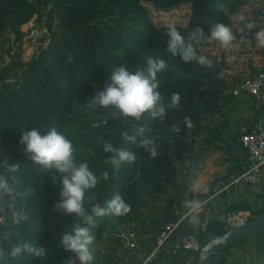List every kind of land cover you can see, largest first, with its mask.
I'll list each match as a JSON object with an SVG mask.
<instances>
[{
    "label": "trees",
    "instance_id": "16d2710c",
    "mask_svg": "<svg viewBox=\"0 0 264 264\" xmlns=\"http://www.w3.org/2000/svg\"><path fill=\"white\" fill-rule=\"evenodd\" d=\"M48 2L52 4L49 14L53 11L57 17L55 25L52 19L44 22L48 28L52 27L50 41L18 70L12 82H0V175H4L14 188V199L4 196L0 201V264H68L69 259L74 258L62 247L60 239L62 233L71 231L77 219L52 210L60 199L61 185L53 183L51 173L25 155L24 146L19 143L23 131L39 128L44 134L56 127L73 141L78 160H86L98 175L109 171V180L98 185L94 190L95 200L86 204L89 210L93 202L104 207L105 202L116 194L131 206L127 215L96 217L95 225L89 226L96 237L91 246L92 254L96 256L95 251L107 230L145 219V207L176 186L177 161L196 148V140L201 134L209 133L213 140H232L234 147L228 148L231 154L227 157L232 163L227 168L226 179L230 174L244 170L248 164L249 150L237 138L261 119L264 122V97L248 95L254 99L250 102L254 118L247 128L227 134L225 131L230 123L226 119L222 128L216 126V131L211 128L207 122L224 112L227 97H240L232 92L240 81L229 71L231 49L222 48L221 55H217L211 53L210 43L197 45L200 54L212 59L214 67L209 69L196 62L184 63L179 57H172L166 51L168 37L165 34L168 22H175L185 37L196 27H202L207 33L217 22L230 26L234 22L237 30L242 23L238 18L243 16L253 23V27L244 34L237 31V39L249 42L264 53V48L257 47L255 40V33L264 28V0H0V41L8 28L20 36L21 26L36 14L34 20L42 21L40 7ZM151 4L165 11L181 7L188 11V16L184 19L175 17L171 21L156 20L148 9ZM218 4L225 5L230 15L219 10ZM143 55L161 57L169 63V69L158 74L164 102L169 103L173 93L181 96L179 107L168 111L164 123L148 117L143 121L149 129L148 134L156 137L160 154L155 158L123 138L124 132L132 134L131 124L124 123L118 114L100 123L106 118L105 111L88 104L91 96L110 83L111 70L122 64L129 70L143 66ZM185 117L191 119L193 127H187ZM172 125H179L181 131L178 134L170 131ZM105 141L133 152L135 162L125 163L118 173H113L107 162L111 153L103 150ZM6 159L9 164H18L19 170L8 171L4 165ZM185 179L181 191L188 185ZM217 182L215 179L209 181L206 186L210 191L207 194L200 192L199 199L214 194L217 188L211 190ZM13 207L23 209L28 219L14 224ZM246 209L251 210L250 218L264 210V203L245 199L233 201L227 203L222 212L227 216L230 212ZM170 219L178 218L171 214ZM232 225L227 219L212 218L207 229L201 230L200 225L190 223L187 217L182 228L183 231H200L199 238L205 240L208 235L226 232ZM154 228L156 233L160 226L154 225ZM263 231L264 227L255 231L260 252L264 249ZM252 233L227 246L219 264L223 263L229 247L248 239ZM156 235L145 246L149 252L156 244ZM24 243L43 245L47 257L23 253L13 258L12 247ZM160 252H169L163 264L180 255L191 254L176 244L163 247ZM198 255L199 251L194 254V264H197Z\"/></svg>",
    "mask_w": 264,
    "mask_h": 264
},
{
    "label": "clouds",
    "instance_id": "9594fccd",
    "mask_svg": "<svg viewBox=\"0 0 264 264\" xmlns=\"http://www.w3.org/2000/svg\"><path fill=\"white\" fill-rule=\"evenodd\" d=\"M218 9L225 15H230L223 4L217 5ZM241 25L237 31L244 34L253 27V23L240 16ZM165 34L168 37L166 51L172 57H179L184 63L196 62L197 64L213 68V61L208 55L200 54L197 45L218 42L223 49L234 48L237 35L233 28L226 23L217 22L212 24L206 33L202 27H196L187 37L181 34L175 22H168L165 25ZM257 47L264 48V28L255 33ZM143 66L129 70L127 65H120L111 70L110 83L103 90L96 92L88 99V104L94 108L113 109L122 121L131 124V132H124L123 138L130 143L136 144L137 148L147 151L155 158L160 153L156 137L148 134L149 129L143 123L145 117L153 121L164 123L168 111L175 110L180 105L181 96L173 93L169 103L159 91L160 82L158 74L169 69L167 60L152 55H143ZM69 61L71 56H69ZM223 74V73H221ZM187 127H193L189 117L184 120ZM170 131L179 133V125H172ZM19 143L24 146L25 155L34 163L51 173L53 183L61 185L60 199L56 201L52 210L64 215L73 216L77 222L73 224L71 231L61 234L60 244L72 253L68 264H91L94 256L91 246L95 243L96 237L92 233L90 225L94 226L96 217H121L131 211V206L126 203L121 195L116 194L112 199L105 202L101 207L99 202L91 203L90 210L86 204L95 200L94 190L102 181L109 180V171H102L96 174L86 160H78L76 148L73 141L56 127H51L42 134L39 128L23 131ZM103 150L111 153L107 162L111 165L113 173H118L125 163L135 162L136 155L126 148L116 147L110 142H103ZM8 171L19 170L18 164H9L4 161ZM194 190L204 194L209 192L206 185L196 183ZM14 188L9 184L4 175H0V201L4 196L13 197ZM208 203L207 200H188L184 202L188 210L190 223L199 225V213ZM12 219L14 224H20L28 219L23 209L13 207ZM23 253L31 254L37 258H46L47 250L43 245L36 246L29 243L15 245L11 249V256L17 258Z\"/></svg>",
    "mask_w": 264,
    "mask_h": 264
},
{
    "label": "rangeland",
    "instance_id": "374dc122",
    "mask_svg": "<svg viewBox=\"0 0 264 264\" xmlns=\"http://www.w3.org/2000/svg\"><path fill=\"white\" fill-rule=\"evenodd\" d=\"M51 7L52 4L50 2L40 7V11L43 13L41 20L43 19L45 21L47 19H52L53 23H55L57 19L55 12L52 11V13L49 14ZM148 9L156 20L164 19L171 21V19H175V17L176 19H184L188 16V11L181 7H177L175 10L165 11L155 8L151 4L148 5ZM245 12H247V10H245ZM36 16L27 24L21 26L20 36H16L9 28L5 30L0 41V82L6 80L5 82L8 83L7 80H12L18 70L37 53V50L51 39L52 34L50 30L52 27L48 28L44 22L43 27L41 21H37V19L34 20ZM29 25L35 27V36H31L28 33ZM231 27L237 35V30L235 28L236 23L233 22ZM26 28L27 31L25 30ZM234 43L235 46L231 49L232 54L229 60V71L232 72L233 75L238 76L239 81L254 74V67L256 68V72L260 69L264 70V53L260 52L259 49L256 50L255 46L251 45L249 42H240V40L237 39ZM208 46L211 53L221 55L222 46L218 42H212ZM6 61L9 62L6 64ZM262 94L263 97L264 89ZM227 98L228 100L225 102L224 112L210 118L207 123L216 131V126L222 128L224 126L222 122L226 119L230 123V127L225 132L227 134H233L238 130L247 128V126L251 124L254 118V111L252 107H250V102L254 101V99L247 95L237 98L229 95ZM231 144L232 140L229 138L224 139V141L221 139L213 140L211 134H201L196 140V148L177 161L179 174L176 186L172 187L165 196L146 206L147 220H152L153 222H145L144 225L132 223L127 225V227L136 230L137 237L141 240V237H145L144 232L146 230L155 231L154 225L161 227L165 222L171 221V214L179 215V213L186 211L187 209L184 206L185 201L199 200L202 193H200L199 190H191L196 183L206 185L211 180H217L218 182L211 190V192H213V189L218 188L219 184L225 180L224 176L228 173L227 168L232 163L231 160H227V157L231 154L230 149H228ZM185 177L188 185L186 189L181 191L182 182ZM120 230L121 228L117 227L110 228L105 232V238L100 247H98V250L95 251L96 256H94V259H96V262L92 261L91 264H114L111 263L109 254H113L112 252L118 254L119 251H122V255H124L129 252L128 247L119 236ZM166 257V255L163 257L164 263Z\"/></svg>",
    "mask_w": 264,
    "mask_h": 264
},
{
    "label": "built area",
    "instance_id": "2783aa9c",
    "mask_svg": "<svg viewBox=\"0 0 264 264\" xmlns=\"http://www.w3.org/2000/svg\"><path fill=\"white\" fill-rule=\"evenodd\" d=\"M41 22V24H43L45 21L42 19ZM55 24L56 22L54 25ZM25 30L27 31V28ZM28 33L31 36H35V27L29 25ZM46 34L50 35L49 33ZM12 81L13 79L8 80V82ZM263 89L264 70L260 69L254 74L247 76L245 79H242L235 87H233L232 92L237 96L255 95L261 98L263 95ZM237 140L249 150L248 164L241 172H234L230 174L223 182L219 184V187L214 191L213 195L219 194L226 188H237L243 185L250 186L254 189V191L261 189V182L264 179V122L260 120L258 123L251 125L239 135ZM212 196L208 197L207 199L211 198ZM250 214V210L248 213L240 210L233 211L228 213L225 219H227L230 223L235 224L239 221L247 220ZM187 215L188 210L181 213L178 219L167 221L160 228L156 235V244L151 249V251L148 252L142 264H147L149 260L156 257L157 253L160 252L163 247H170L175 244L177 247H181L186 251H190L191 254L187 257L180 255L179 258L174 259L167 264H194V254L200 251L207 239L202 240L199 238L198 233L200 231H183L182 223L183 220L187 218ZM211 217L212 216L209 214H206L203 217L201 223L199 224L201 230L207 229ZM120 228L121 230L119 232V236L124 244L128 247L130 253H134V251L141 252L146 249V241L140 240V238L138 239L136 230L127 226H120ZM173 252L177 253L176 249H174ZM259 261L261 264H264V249L259 254Z\"/></svg>",
    "mask_w": 264,
    "mask_h": 264
},
{
    "label": "crops",
    "instance_id": "0c3cea01",
    "mask_svg": "<svg viewBox=\"0 0 264 264\" xmlns=\"http://www.w3.org/2000/svg\"><path fill=\"white\" fill-rule=\"evenodd\" d=\"M8 62L9 61H6V64ZM192 188L193 189L191 190H194V187ZM212 195H209L208 197ZM207 198H204L202 200H206ZM244 199L247 200L248 202L249 201L253 203L258 202V203L263 204L264 203V179L261 182V189L258 191H254V189L248 185H243L237 188L235 187L226 188L225 190L221 191L219 194L213 195L211 198L207 199L208 203L204 206L203 210L199 213L200 223L203 219V216H205L206 214L211 215L212 216L211 219L221 218L222 220H224L226 216L224 215L222 210L225 207V205L229 202H233V201L237 202V201H241ZM249 210L246 209V210H240V211L248 213ZM180 214L181 213H179V215ZM179 215H176L177 218H179ZM145 217L146 218L141 220L140 222H133V223L138 224V225H144L145 222H153L152 220L151 221L147 220L148 219L147 210H146ZM187 217L189 218V214L187 215ZM144 234H145L144 235L145 237H141V239L143 241H146L145 245L146 244L148 245V243L151 242V238H153V236L156 235L157 232L155 233V231L153 230H146ZM255 235H256V232L252 233L248 239L229 247L222 264H261L259 261L260 251H259L258 240L257 238H255ZM148 252H149V249L148 250L144 249L141 252L134 251V253L128 252L127 254L122 255V251L121 252L119 251L118 254L116 252H112L113 254L111 255L109 254V257L111 258V263H114V264H142ZM165 255L168 256L169 252H158L156 257L149 260L147 264H163L162 263L164 259L163 257ZM95 260L96 259H94L93 262H96Z\"/></svg>",
    "mask_w": 264,
    "mask_h": 264
},
{
    "label": "water",
    "instance_id": "95a60500",
    "mask_svg": "<svg viewBox=\"0 0 264 264\" xmlns=\"http://www.w3.org/2000/svg\"><path fill=\"white\" fill-rule=\"evenodd\" d=\"M108 84V83H107ZM103 109V108H101ZM106 118L100 122H107L114 116L113 109H103ZM264 227V210L254 214L242 223H235L226 232L216 235H208L207 240L199 251L197 264H219L227 246L238 241L241 237L251 232H255Z\"/></svg>",
    "mask_w": 264,
    "mask_h": 264
},
{
    "label": "bare ground",
    "instance_id": "6f19581e",
    "mask_svg": "<svg viewBox=\"0 0 264 264\" xmlns=\"http://www.w3.org/2000/svg\"><path fill=\"white\" fill-rule=\"evenodd\" d=\"M243 221H239L238 223H242Z\"/></svg>",
    "mask_w": 264,
    "mask_h": 264
}]
</instances>
